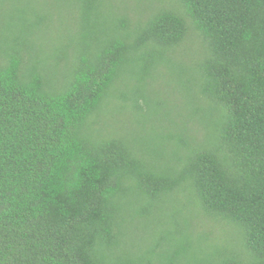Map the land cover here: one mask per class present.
I'll list each match as a JSON object with an SVG mask.
<instances>
[{
  "label": "trees",
  "instance_id": "trees-1",
  "mask_svg": "<svg viewBox=\"0 0 264 264\" xmlns=\"http://www.w3.org/2000/svg\"><path fill=\"white\" fill-rule=\"evenodd\" d=\"M36 5L0 12V264H264V0Z\"/></svg>",
  "mask_w": 264,
  "mask_h": 264
},
{
  "label": "rangeland",
  "instance_id": "rangeland-1",
  "mask_svg": "<svg viewBox=\"0 0 264 264\" xmlns=\"http://www.w3.org/2000/svg\"><path fill=\"white\" fill-rule=\"evenodd\" d=\"M59 1V4L61 5L64 3V0H18V1H8V4L0 5V12L1 14L3 12H7L9 16L13 17L15 20L19 18L22 15H25L26 17H30L33 14H40V15H49L56 17L60 15V17H66L70 10L68 9H62L54 8L51 5L55 4ZM71 5L73 6L74 3H76V0H69ZM41 3L43 4H50L48 7H52L54 9L50 8H40L36 4ZM1 16V15H0ZM7 17V16H6ZM8 18V17H7ZM163 81L159 80V84H161ZM162 85V84H161Z\"/></svg>",
  "mask_w": 264,
  "mask_h": 264
}]
</instances>
